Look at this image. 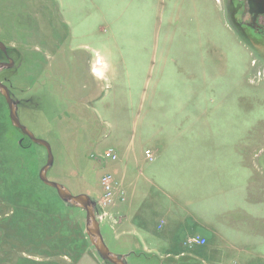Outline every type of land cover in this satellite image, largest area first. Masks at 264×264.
Segmentation results:
<instances>
[{
  "label": "rangeland",
  "instance_id": "rangeland-1",
  "mask_svg": "<svg viewBox=\"0 0 264 264\" xmlns=\"http://www.w3.org/2000/svg\"><path fill=\"white\" fill-rule=\"evenodd\" d=\"M239 6L0 0V41L15 60L0 81L23 102L22 123L51 145L48 178L95 200L107 247L128 264H264V237L235 225L216 257L204 254L207 239L184 246L188 234L206 232L196 214L199 207L208 217L213 176L209 162L203 170L193 163L195 140L214 141L217 159L230 157L228 194L241 183L240 157L254 181L264 180V79L253 81L252 65L264 61V36L241 25ZM46 162V149L13 127L0 94V264H109L90 242L86 211L65 205L40 180ZM106 174L115 181L109 197ZM151 208L159 214H137ZM173 227L181 249L167 247Z\"/></svg>",
  "mask_w": 264,
  "mask_h": 264
},
{
  "label": "crops",
  "instance_id": "crops-1",
  "mask_svg": "<svg viewBox=\"0 0 264 264\" xmlns=\"http://www.w3.org/2000/svg\"><path fill=\"white\" fill-rule=\"evenodd\" d=\"M182 82V77L179 78ZM177 98L184 97L185 94L181 91H175L173 93ZM148 95L151 97V93L144 92V96L147 99ZM155 95V94H154ZM225 109V108H224ZM207 125L209 123H206ZM203 136V134H202ZM177 139L174 141V144H177ZM212 144L215 145L214 141L208 139L205 140L204 137L202 140H195L194 143H192V146H194V154H193V163L198 162L200 164L201 169H205V163L209 162V169L212 171L210 175H213L211 177V181L208 182V217H200V208H197L198 214L196 217V223L200 226H202L206 232L200 234L203 237L207 239V244L204 246L206 251H204V254H207V257H216V254L219 253L221 250L220 248L222 246L226 247L225 244L221 243H227L228 238H231L230 235L233 233L235 227H238V229L244 228V233H247L248 229L251 233L249 235L256 237V235H260L264 237V180H258L254 181V173L248 172V167L246 166V161L243 162L242 158L240 157V163H242V169L238 170V176H240L239 185L235 187V192H233L232 188H230V193H227L226 190V168L229 165L230 157L224 154L219 159L215 157L213 154V151L211 150ZM130 145H128L129 147ZM207 147V149H205ZM165 149V145L162 144L158 148V161H161V154L162 151ZM197 149V150H196ZM129 150V149H128ZM127 150V151H128ZM176 160L178 157H175ZM211 161V162H210ZM210 163H214L215 165L210 166ZM193 168H195V171H198L193 165ZM200 170V169H199ZM128 167H126L125 171H123V177L122 182L125 180V178H128ZM243 177V182L241 178ZM216 178V179H215ZM223 178V179H222ZM149 181V180H148ZM136 193V191H134ZM235 193V194H234ZM234 194V198H232ZM160 209L156 208L154 211L153 208L149 209L144 214H141L140 212L137 213L139 216H148L152 213L159 214L158 212ZM235 213V217H231V214ZM203 216V215H202ZM150 217V216H149ZM120 222H118L119 226H122L124 224L125 218L121 217L119 218ZM202 219V220H201ZM234 219L236 221H234ZM148 222H150V218L147 219ZM162 220L161 224H165L167 222H163ZM234 221V222H233ZM161 224H158V230H163L165 226H161ZM151 225V223H150ZM235 225V227H234ZM175 226V225H174ZM123 227V226H122ZM170 229V235L169 240L166 241L168 243V248H180L177 243L176 233L177 230ZM152 227L150 226L149 229L145 230L146 233H150V237H153V234L151 233ZM243 230V229H242ZM144 231V232H145ZM124 233V232H123ZM193 235V234H190ZM188 234L187 237L190 236ZM186 237V238H187ZM185 238V239H186ZM257 238V237H256ZM184 241V240H183ZM178 246V247H177ZM154 248L150 249L152 251ZM240 255L242 256L244 253V256L247 253L246 249H239ZM181 254V250L179 253H177L175 256H178ZM171 255V254H170ZM200 258V257H199ZM216 261V260H215ZM213 260V262H215ZM245 264V261L243 262Z\"/></svg>",
  "mask_w": 264,
  "mask_h": 264
},
{
  "label": "water",
  "instance_id": "water-1",
  "mask_svg": "<svg viewBox=\"0 0 264 264\" xmlns=\"http://www.w3.org/2000/svg\"><path fill=\"white\" fill-rule=\"evenodd\" d=\"M239 1H242L245 4V16L243 17L245 21L250 20L251 24H253L258 15L264 14V0ZM0 49L3 52H7L8 47L0 41ZM14 66L15 62L12 59H10L8 62H0V71L4 69H11ZM0 94L4 97L5 102L7 103L9 117L13 127L21 132L25 137H27L33 144L42 146L47 151V162L39 173V178L42 183L53 188L65 205L86 211L87 235L98 255L105 262L109 264H128L126 256L117 255L107 247L101 232V225L98 220L95 200L86 194L75 195L65 185L52 181L48 178V173L54 165V157L52 154L51 145L47 141L36 137L35 134L22 123L18 113L20 102L14 99L10 87L2 81H0ZM23 140L24 139H21L19 141L21 146L23 144Z\"/></svg>",
  "mask_w": 264,
  "mask_h": 264
},
{
  "label": "built area",
  "instance_id": "built-area-1",
  "mask_svg": "<svg viewBox=\"0 0 264 264\" xmlns=\"http://www.w3.org/2000/svg\"><path fill=\"white\" fill-rule=\"evenodd\" d=\"M252 65L255 68L253 81H256L257 79H259V80L264 79V61H259L257 59H253ZM148 156L151 160L153 159V155L149 152H148ZM107 157L111 160H117L118 159V155L113 150H110L107 153ZM114 183H115V181L113 180V177L111 174H106L102 178V185L104 186V188L106 190V194L108 197L113 195V189H112L111 184H114ZM205 244H206V238L203 237L202 235H199V234L190 235L184 241L185 247H195V246H201V245H205Z\"/></svg>",
  "mask_w": 264,
  "mask_h": 264
},
{
  "label": "flooded vegetation",
  "instance_id": "flooded-vegetation-1",
  "mask_svg": "<svg viewBox=\"0 0 264 264\" xmlns=\"http://www.w3.org/2000/svg\"><path fill=\"white\" fill-rule=\"evenodd\" d=\"M230 3L236 2L237 4H239L240 6V12H241V25H244L248 28H250L251 30H253L256 34L260 35V36H264V14L258 15L256 17V19L254 20V23L251 24L250 20H244V16H245V4L242 1L239 0H229ZM10 59L14 60L12 57V51L8 48L7 52H3L0 49V62H8ZM15 62V60H14ZM19 107L20 105H22L23 102L19 101Z\"/></svg>",
  "mask_w": 264,
  "mask_h": 264
},
{
  "label": "bare ground",
  "instance_id": "bare-ground-1",
  "mask_svg": "<svg viewBox=\"0 0 264 264\" xmlns=\"http://www.w3.org/2000/svg\"><path fill=\"white\" fill-rule=\"evenodd\" d=\"M99 66L101 65V64H98ZM97 75H100V72L98 71V69L96 70V72H95Z\"/></svg>",
  "mask_w": 264,
  "mask_h": 264
},
{
  "label": "trees",
  "instance_id": "trees-1",
  "mask_svg": "<svg viewBox=\"0 0 264 264\" xmlns=\"http://www.w3.org/2000/svg\"><path fill=\"white\" fill-rule=\"evenodd\" d=\"M2 97H3V96H2ZM3 98H4V97H3ZM4 100H5V99H4ZM19 145H20V144H19ZM20 146H21V145H20ZM22 146H23V144H22ZM22 146H21V147H22Z\"/></svg>",
  "mask_w": 264,
  "mask_h": 264
}]
</instances>
